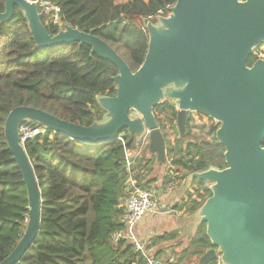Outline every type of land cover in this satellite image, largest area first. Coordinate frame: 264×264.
Returning a JSON list of instances; mask_svg holds the SVG:
<instances>
[{
    "label": "trees",
    "instance_id": "16d2710c",
    "mask_svg": "<svg viewBox=\"0 0 264 264\" xmlns=\"http://www.w3.org/2000/svg\"><path fill=\"white\" fill-rule=\"evenodd\" d=\"M54 1L60 5L66 24L105 41L136 72L145 60L149 43L142 19L155 17L160 11L167 15L168 8L177 0H131L123 4L115 0ZM4 10V0H0V12ZM261 58L264 43L249 57L248 66ZM118 73L111 61L91 55L88 45L38 48L18 7L12 20L0 23V264L21 239L29 215L23 175L5 136L9 113L16 107L28 106L90 126L105 114L96 97L117 94L113 77ZM154 114L167 140L168 129L177 130L176 107L166 100L154 108ZM207 118L211 123L206 126H194V119L189 118L186 137L180 138L178 134L174 141L167 140L169 165L178 173L179 180L186 179L189 173L227 167L226 148L216 137L220 124ZM194 127L204 130L203 133L194 136ZM137 149L127 130L116 140L99 144H87L52 131L27 141L25 150L42 194V216L40 232L18 264H147L131 242L122 240L114 244L112 239L113 233L124 227L127 159L133 158ZM138 158L139 173L148 171L149 161L145 156V163ZM168 176H164L163 185L170 184ZM139 178L137 175L138 181ZM156 181L141 184L149 188ZM193 186L197 189L187 196L188 200L176 206L191 214L212 195L204 182L194 181ZM178 235L171 232L152 237L147 248L153 249ZM182 245L185 248L176 264L184 258H200L212 248L206 223L196 229L187 245ZM153 253L155 258L162 254L157 249ZM209 264H220V260Z\"/></svg>",
    "mask_w": 264,
    "mask_h": 264
},
{
    "label": "water",
    "instance_id": "95a60500",
    "mask_svg": "<svg viewBox=\"0 0 264 264\" xmlns=\"http://www.w3.org/2000/svg\"><path fill=\"white\" fill-rule=\"evenodd\" d=\"M4 5L0 23L12 20L18 7L38 48L88 45L91 55L111 61L119 73L113 77L117 94L96 97L105 114L90 126L28 106L9 113L5 136L23 175L29 215L21 239L1 264H18L41 227L42 194L20 141L22 123L87 144L116 140L127 130L138 142L149 139V155L167 167L168 144L154 114V108L166 100L178 109L182 138L188 113L199 112L220 124L216 137L226 148L225 169L186 175L187 189L198 181L212 191L191 216L196 229L206 223L213 245L199 264L217 259L220 264H264V58L250 67L247 64L264 43V0H177L167 15L157 16L155 21L143 18L149 43L136 72L93 33L69 24L54 33L44 24L37 0H4Z\"/></svg>",
    "mask_w": 264,
    "mask_h": 264
},
{
    "label": "built area",
    "instance_id": "2783aa9c",
    "mask_svg": "<svg viewBox=\"0 0 264 264\" xmlns=\"http://www.w3.org/2000/svg\"><path fill=\"white\" fill-rule=\"evenodd\" d=\"M38 8L42 12L43 22L46 26H51L55 30L64 29L66 23L62 19V11L60 5L54 0H37ZM165 15L164 11L158 12L155 17L149 19L154 20L157 16ZM47 130L43 127L24 122L20 125V141L25 146L29 140L44 136ZM120 140L126 143L122 137ZM146 141V139L144 140ZM143 141V143H144ZM149 143V142H148ZM147 143V144H148ZM135 158L127 159L128 184L127 195L125 196L123 207L124 215L122 218L123 229L113 233L112 239L114 244H118L122 240L129 241L133 244L134 250L140 253L146 260L147 264H175V262H166L155 258L148 247V242L139 238L136 233L137 225L147 216L156 213L160 208L158 195L155 191L146 189L141 182L136 179L138 172L134 169Z\"/></svg>",
    "mask_w": 264,
    "mask_h": 264
},
{
    "label": "crops",
    "instance_id": "0c3cea01",
    "mask_svg": "<svg viewBox=\"0 0 264 264\" xmlns=\"http://www.w3.org/2000/svg\"><path fill=\"white\" fill-rule=\"evenodd\" d=\"M153 158L156 163L157 157L153 156ZM158 166L163 167V169L157 172H151V176L147 180V182H150L151 180H155V179L157 180L156 182L151 183L149 188L150 190L155 191L157 195H158L159 190L162 191V194L160 196L158 195V197L161 198V201H160L161 206H162L160 208L161 212H158L155 215L147 216L136 227V233L139 236V238L147 242L152 240V237L163 235L165 233L178 232L179 235L181 234L182 230L180 227L171 226V227L166 228V223H164V221L166 220V218H170L171 217L170 215H175L173 217H178L177 220L179 223L180 221H183V219H187V218L189 219V217L191 216L189 215V212H186L185 215H182L185 211L184 210L181 211L177 209L176 206L178 204H182L183 201L188 200L187 196L190 193L192 194L194 192L193 188L197 189V187H193V186L190 187V189H187L185 185L186 179H184V181L180 180L179 182H176V177L178 176V173L174 171V169L169 164L167 167H164L161 165H158ZM167 174L169 175L168 179L171 180V181L169 180L170 184L163 185V178ZM138 175L145 176L147 175V173L141 174L139 173V169H138ZM139 181L141 182V179ZM161 224L163 225V227H165L164 229H161V226H160ZM179 235L176 239L174 238L170 241L162 242L160 243V245L153 247V249H149L150 252L154 256L153 251L157 249L158 251L162 252L161 256L157 259L169 261V262L172 261V262H175L176 264L175 258H177L176 257L177 253L175 251L178 252L179 251L178 249L185 248V247L183 248V245L181 246V243L179 242H177L178 244H175L176 240H178L179 238ZM177 256H178L177 258L178 260L180 256V252L178 253ZM192 258H195L196 260L198 259L195 256Z\"/></svg>",
    "mask_w": 264,
    "mask_h": 264
},
{
    "label": "rangeland",
    "instance_id": "374dc122",
    "mask_svg": "<svg viewBox=\"0 0 264 264\" xmlns=\"http://www.w3.org/2000/svg\"><path fill=\"white\" fill-rule=\"evenodd\" d=\"M128 1H131V0H115V2L116 3H118V4H123V3H126V2H128ZM134 116V115H133ZM162 118H164V120H166V122L168 123V118L166 117V116H164V117H162ZM208 120H207V118L205 117V118H197L196 119V123L197 124H199L198 126H202V124H205L204 126H206V125H208ZM169 131H168V138H167V140L168 141H172V140H174L175 138H178V134H179V131L178 130H173V132L170 130V129H168ZM203 131L204 130H202V131H200V129L199 128H197V127H194L193 128V134H194V136H198V134H201V133H203ZM123 137V136H122ZM143 142V141H142ZM140 143V144H137V146H138V149H137V151H136V153H140V157L138 158V161L139 162H143V163H145L144 162V156H145V158L149 161V165H150V168L148 169V171H146V172H144V173H147V175H145V176H141V181L143 182V183H145V182H147V180L150 178V176H151V172H157V171H159V170H162L163 169V167H160V166H158L156 163H155V161L154 160H152V156L151 155H149V153L147 152H144V148H145V146H146V144L149 142V139H147L146 141H144V143ZM148 146H149V144L146 146L147 148H148ZM168 161H169V158H168ZM153 163V164H152ZM148 165V166H149ZM141 174H143V173H141ZM136 177H137V175H136ZM179 178V176H177L176 177V182H179L180 180L178 179ZM128 180H129V177L127 178V183L126 184H128ZM182 181H184V179H182ZM185 184H186V181H185ZM142 185V184H141ZM144 188H146V189H150V188H148V187H146V186H144V185H142ZM194 187V186H193ZM188 189H190V188H188ZM193 189H195V188H193ZM127 192V191H126ZM126 195H127V193H126ZM125 195V196H126ZM158 199H159V208H161L162 206H161V203H160V201H161V198H159L158 197ZM179 211V210H178ZM158 212H161V209H159L156 213H158ZM156 213H154V214H151V215H155ZM185 213L186 212H184L182 215H185ZM180 215V214H179ZM178 215V216H179ZM189 215H191V216H193V214H190L189 213ZM147 216H150V215H147ZM146 216V217H147ZM171 217L170 218H166V220L164 221V223H166V228H168V227H171V226H178V227H180L181 228V230H182V232H181V234L179 235V238H178V240H176V242H175V244H178L177 242H179V243H185L186 245H187V242H188V240H190V238L193 236V234H194V232L196 231V227H197V222H194L193 221V219H192V217L190 216L189 217V219L187 218V219H183V221H180V223L178 222V217H173V216H175V215H170ZM145 217V218H146ZM155 217V216H154ZM181 219V218H180ZM143 221V220H142ZM161 226V229H164L165 227H163V225L161 224L160 225ZM165 226V225H164ZM179 251L177 252V251H175L176 253H177V255H178V253L179 252H181V250L182 249H178ZM176 255V257L178 258V256ZM177 258H175V261L177 262ZM198 258V257H197ZM199 261H200V258H198L197 260L195 259V258H192V257H188V258H184L183 260H182V262H179L178 264H199Z\"/></svg>",
    "mask_w": 264,
    "mask_h": 264
},
{
    "label": "flooded vegetation",
    "instance_id": "af4514ba",
    "mask_svg": "<svg viewBox=\"0 0 264 264\" xmlns=\"http://www.w3.org/2000/svg\"><path fill=\"white\" fill-rule=\"evenodd\" d=\"M169 101H170V100H169ZM171 102H172V101H171ZM175 107H176V106H175ZM176 111H177V121H178V109H177V107H176ZM203 115H204V114H203ZM189 118H190V119H191V118L194 119V120L192 121V124H193L194 126H198L199 124L196 123V119H197V118H205V116H200V115H199V112H197V113H195V114L189 112L188 115H187V120H188ZM206 118H207V117H206ZM207 120L209 121L208 118H207ZM210 123H211V122L209 121V122H208V125H210ZM216 123H217V122H216ZM202 125H205V124H202ZM176 126H177V122H176ZM188 129H189V127L187 126V121H186V132H187ZM177 130L179 131L178 126H177ZM188 131H189V130H188ZM179 137L182 138V137H181V134H180V131H179ZM185 137H186V136H185ZM145 139L147 140V138H145ZM145 139H143V140H141L140 142H138V141L134 138V140L136 141V144H140V143H141L142 141H144ZM172 141H174V140H172ZM142 143H143V142H142ZM148 144H149V143H148ZM148 144H146V146H147ZM146 146H145V148H144V152H146V150L148 151V149H147ZM137 157H140V153H136V152H135V156H134V158H135V166H134V167H135V170L138 172V167H137V166H138V165H137L138 162H137V160H136ZM139 179H140V178H139ZM145 183H146V182H145ZM194 187H196V186H194ZM206 187L209 188V185H206Z\"/></svg>",
    "mask_w": 264,
    "mask_h": 264
}]
</instances>
